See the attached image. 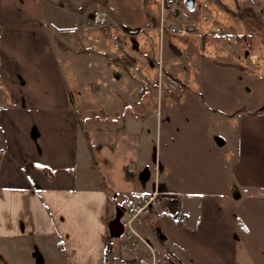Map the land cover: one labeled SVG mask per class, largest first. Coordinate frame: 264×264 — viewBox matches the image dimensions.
<instances>
[{"label": "crops", "instance_id": "obj_1", "mask_svg": "<svg viewBox=\"0 0 264 264\" xmlns=\"http://www.w3.org/2000/svg\"><path fill=\"white\" fill-rule=\"evenodd\" d=\"M146 19L137 26L138 34H147ZM249 19L227 24L239 45L242 30L250 31L253 24ZM9 23L3 19L4 26ZM38 31L44 38L46 31ZM4 39L10 47L9 34ZM36 42L38 48L33 42L26 52L14 49L15 54L0 45V77L18 92L17 107L0 110V149L6 150L0 153V264H106L107 242L127 264H150V251L160 264H264V109L259 99L239 97L233 79L213 84L208 78L198 100L203 116H193L195 125L189 124L191 115H160L158 121L153 99L142 96L139 105L145 110L106 116L103 126L93 129L100 132L91 143L70 104L55 54ZM131 58L136 64L132 61L134 71L129 65L130 81L139 85L137 60ZM216 67H222L216 69L218 80L224 70L255 79L249 67L237 63L220 61ZM212 125L217 132L224 125L230 130L217 134L224 138V151L210 150L202 141ZM155 189L160 192L157 209L135 225L149 247H121L122 238L111 236L108 228L116 207ZM175 212L186 221H176Z\"/></svg>", "mask_w": 264, "mask_h": 264}, {"label": "rangeland", "instance_id": "obj_2", "mask_svg": "<svg viewBox=\"0 0 264 264\" xmlns=\"http://www.w3.org/2000/svg\"><path fill=\"white\" fill-rule=\"evenodd\" d=\"M175 6V13L165 8L163 13L159 0H0V45L15 54L14 49L26 52L33 42L38 48L36 41L40 40L44 50L53 51L70 104L82 120L81 129L87 128L91 143L100 132L93 129L102 127L106 116H132L145 110L139 105L142 96L153 99L158 121L167 114L174 119L191 115L189 124L195 125L193 116L202 115L198 102L201 84L208 78L213 84L233 79L240 87L239 97L259 99L263 104L264 0H195L193 9L186 7L185 0H175ZM95 12H104V19L96 21ZM145 12L157 22L146 19ZM4 18L10 20L8 25L2 24ZM249 18L254 25L248 32L242 30L239 45L227 24L232 19ZM144 19L149 27L147 34L140 31L134 36L122 29L137 27ZM217 21L219 26L225 24L228 32L221 31ZM39 29L46 31L44 38ZM212 32L220 36H212ZM225 32L230 33L227 41ZM7 34L12 38L10 47L6 41L2 44ZM131 57L137 60L139 85L130 81L129 65L135 63ZM220 61L249 67L255 79L231 76L224 70L225 75L220 74L218 80L216 69L222 67L216 65ZM25 68L22 64L21 69ZM4 80L0 77L1 111L11 104L17 107L18 92H12ZM221 94L222 90L220 96L226 98ZM215 128L212 125L202 141L210 150L224 151V138L217 134L226 136L230 130L225 125L220 132ZM180 131L184 129L180 127Z\"/></svg>", "mask_w": 264, "mask_h": 264}, {"label": "built area", "instance_id": "obj_3", "mask_svg": "<svg viewBox=\"0 0 264 264\" xmlns=\"http://www.w3.org/2000/svg\"><path fill=\"white\" fill-rule=\"evenodd\" d=\"M159 1H160V10L162 12L164 11L165 8L170 12L175 13L176 11L175 0H159ZM104 16H105L104 12L103 13L95 12L94 19L96 21L103 20ZM5 152H6L5 149H0L1 154H4ZM159 200H160V192L157 189H155L150 192H144L137 202H128V201L122 202L121 206L123 208V215L121 217V220L124 225V230L121 235L122 238L121 247L128 248L132 251L139 250L140 244L149 247V244L139 234L135 225L137 222H139L143 218H146L150 213H152L154 210L157 209ZM173 217L179 223H183L186 221V216L182 213L175 212ZM150 254H151L150 264H160V260L157 257H155L153 251H150ZM102 259L106 264H127L126 259L114 255L113 245L111 242L106 243L102 253ZM137 261L140 263H144L145 258L143 256H138Z\"/></svg>", "mask_w": 264, "mask_h": 264}, {"label": "water", "instance_id": "obj_4", "mask_svg": "<svg viewBox=\"0 0 264 264\" xmlns=\"http://www.w3.org/2000/svg\"><path fill=\"white\" fill-rule=\"evenodd\" d=\"M185 5L188 9H193L195 6V0H185ZM124 32L128 33L129 35H135L139 32V27H129V26H123L122 28ZM264 109V103L261 107ZM123 213V210L120 206L116 207V215L115 217L110 221L109 223V233L113 237H118L123 232V224L120 220V217Z\"/></svg>", "mask_w": 264, "mask_h": 264}]
</instances>
